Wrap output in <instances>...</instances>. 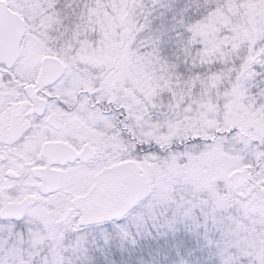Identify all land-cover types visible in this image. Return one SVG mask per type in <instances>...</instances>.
Wrapping results in <instances>:
<instances>
[{"label": "snow or ice", "instance_id": "obj_1", "mask_svg": "<svg viewBox=\"0 0 264 264\" xmlns=\"http://www.w3.org/2000/svg\"><path fill=\"white\" fill-rule=\"evenodd\" d=\"M226 6L227 0H201L193 10L186 0H151L150 7L145 6V19L154 30L153 50L158 54L162 47L167 51L183 43L185 52H190L194 26ZM28 7L24 5L25 10ZM41 7L46 15L61 12L54 0ZM69 9L71 0L64 5L65 12ZM71 11L76 15V9ZM260 29L251 45L253 55H259L237 86L264 103V25ZM13 45L18 53L14 58L9 55ZM28 47L26 33H11L7 22H0V126L9 119L23 125L14 137L0 136V264H100L90 254V232L104 246L117 239L135 246L142 238L151 249H159L153 253L155 264H264V137L245 141L246 157L233 165L248 169L243 178L230 177L231 167L214 177L221 196L199 184L185 185L186 193L177 195L180 178L168 170L173 147L134 135L129 131L134 118L119 108L124 121L101 136L91 135L87 129L99 131L104 122L111 125L116 119L94 108L95 102L107 100L106 94L89 97L93 104L69 108L64 94L72 87L70 76L63 71L55 79L47 73L39 75V65L26 73ZM57 110L67 118L84 119L85 128H55L52 116ZM126 136L130 137L127 151L116 152L109 146L124 142ZM54 139L72 146L62 150L66 153L62 159H50L39 147L27 151L32 142L39 145ZM218 139L236 144L240 134L231 132ZM179 143L199 147L201 152L216 147L199 136L181 138ZM44 167L63 174L57 186L48 183V173L33 171ZM12 170L19 175H12ZM129 187L135 188L132 194L119 195ZM149 237L157 244L152 245ZM114 264H121L119 254ZM128 264H136L135 259Z\"/></svg>", "mask_w": 264, "mask_h": 264}, {"label": "rangeland", "instance_id": "obj_2", "mask_svg": "<svg viewBox=\"0 0 264 264\" xmlns=\"http://www.w3.org/2000/svg\"><path fill=\"white\" fill-rule=\"evenodd\" d=\"M7 1L41 36L55 33L59 49L72 47L74 96L78 97L81 90L91 97L103 91L107 100L99 103L105 108L115 106L134 118V127L129 131L137 137H150L163 147H173L168 170L180 178L177 195L186 193L185 185L199 184L207 186L214 196H221L214 177L224 168L231 167V172L244 168L233 165L246 157L245 141L264 137V103L249 95L245 87L237 86L247 74L248 65L259 55H253L251 45L264 25V0H227L226 9H217L194 26L190 52L186 53L183 43H178L167 51L162 47L158 54L153 50L154 30L145 19V6L150 7L151 0H71L76 15L71 9L64 11L69 0H54L61 12L51 15L41 7L46 0ZM25 4L29 5L27 10ZM33 41L44 46L36 38ZM34 43L28 51L38 56L43 51H38ZM185 54L188 63H184ZM236 65H240L238 72ZM124 120L121 115L120 121ZM115 126L116 119L111 125L104 122L103 129ZM231 132H239V143L218 139ZM196 136L214 142L216 147L201 152L199 147L179 143L181 138L190 140ZM173 139L178 143L173 145ZM181 160H186L187 165H182ZM148 239L152 245L157 244L151 237ZM100 248L104 250L98 251ZM89 249L100 264H114L117 254L121 264L132 259L136 264H155L153 253L159 251L151 249L142 238L135 246L122 245L118 239L104 246L94 232L89 233ZM204 259H210L208 253Z\"/></svg>", "mask_w": 264, "mask_h": 264}, {"label": "flooded vegetation", "instance_id": "obj_3", "mask_svg": "<svg viewBox=\"0 0 264 264\" xmlns=\"http://www.w3.org/2000/svg\"><path fill=\"white\" fill-rule=\"evenodd\" d=\"M5 1L7 2V6L14 13H16L21 18V20L23 21V33H26L28 36L29 47L31 44L34 43L33 38H36L40 44L44 45V46L39 47V45L35 41L34 44L37 47L38 51H41V50L43 51V52H39L38 56H36L32 52H29L28 51L29 47H28L27 59L23 65L24 71L26 73L30 74L32 72L33 68L36 67L37 65H39V66H41V69L39 72V75H40L42 72L43 61L45 58H48V57L59 58L63 63L62 66L64 68V72L70 76V78H71L70 83L72 84V87L67 92H65V94H64L67 97V99L64 100V103L69 108L85 107L89 104H93L94 103L93 100L89 99V97H91V96L85 90L79 91L77 94L78 97L74 96L73 81H72V76L70 75L71 70H72L71 69V63H72L71 53L73 52L72 47L69 46L66 51H63V49H59L57 47V41H56L57 38L53 37V35H55V33H47L45 36H41L40 33H37L35 30H33L32 26H30V24L27 21L28 19L20 11L15 9L12 6V3L8 2L7 0H5ZM11 19L15 20L13 18H11ZM0 22H7V27H8L9 32L17 34V35L19 34L20 26L18 23H14L13 21H10L9 19L7 20L6 18H5V20L2 18V21L0 19ZM47 37H49V39H47ZM43 40H44V43H43ZM42 47H44V48H42ZM68 51H69L70 55L68 54ZM17 54H18L17 49L13 45V47L9 49V55L14 58L15 55H17ZM56 64H58V63L56 62ZM49 78H51V77H49ZM66 82H68V81H66ZM24 87L29 88L30 86L26 84V85H24ZM80 97H84V99H79ZM39 103L43 104L45 102L43 100H40ZM21 106L22 105H17V107H21ZM94 108L97 110L99 109V112H101L103 115H111V114L117 115L116 116V126L119 125V121L121 120V114H120V112H117V110H116L117 108L115 106L108 105L105 108L102 103L95 102ZM106 110L108 112H106ZM52 119L54 121L55 128H57V129L71 128L74 130H80V129L85 128V126H86V121L84 119H82L80 117L67 118L65 113L58 111V110L53 113ZM21 127H23V125H18V122H16L13 119H9L6 126H0V136L7 135L9 137H14L16 134H18ZM87 130L89 133H91L94 136H101L104 134V132L107 129L101 128L99 131H97L94 128L93 129L89 128ZM52 134L55 135V133H52ZM129 139H130V137L126 136L124 142H121V143L116 144V145H109V146L112 147L113 150L116 152L127 151L128 148L126 147V145H127V141ZM37 147L40 148L41 153L46 154L50 159L59 160V159H62L63 157L66 156V153L62 150L63 149H70L72 146L70 144H68L63 139H54V140L44 141V142L40 143L39 145L36 142H32L27 146V151L33 152V151H35V149ZM37 159H39V156H37ZM20 171H23V168H21ZM33 171L40 172V173H48L46 178L49 177L50 182H57V178H60V182H61V176L63 175L62 173H60L57 170H49L46 167L39 168V169H33ZM11 174L12 175H19V173L16 172L15 170H12ZM74 180H75V178H73V182H74ZM60 182H58V184Z\"/></svg>", "mask_w": 264, "mask_h": 264}, {"label": "water", "instance_id": "obj_4", "mask_svg": "<svg viewBox=\"0 0 264 264\" xmlns=\"http://www.w3.org/2000/svg\"><path fill=\"white\" fill-rule=\"evenodd\" d=\"M6 8L5 6V3L0 1V10ZM62 72V71H61ZM248 169L245 168V169H241V170H236V171H233L231 173V177H240V178H243L245 173H247ZM48 183L52 186H57L58 182L60 181V179H58L57 182H50V178H46ZM135 191V188L134 187H129V188H126L124 189V191L122 193H119V195H130L132 194L133 192Z\"/></svg>", "mask_w": 264, "mask_h": 264}, {"label": "trees", "instance_id": "obj_5", "mask_svg": "<svg viewBox=\"0 0 264 264\" xmlns=\"http://www.w3.org/2000/svg\"><path fill=\"white\" fill-rule=\"evenodd\" d=\"M186 2H190L193 10H196L197 4L201 2V0H186ZM213 15V14H211ZM219 30L224 31V28L222 27H217Z\"/></svg>", "mask_w": 264, "mask_h": 264}]
</instances>
